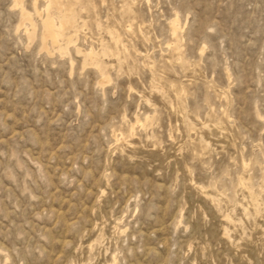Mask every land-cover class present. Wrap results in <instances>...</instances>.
<instances>
[{
	"label": "rangeland",
	"instance_id": "1",
	"mask_svg": "<svg viewBox=\"0 0 264 264\" xmlns=\"http://www.w3.org/2000/svg\"><path fill=\"white\" fill-rule=\"evenodd\" d=\"M48 1L0 0V264H264V0Z\"/></svg>",
	"mask_w": 264,
	"mask_h": 264
},
{
	"label": "bare ground",
	"instance_id": "2",
	"mask_svg": "<svg viewBox=\"0 0 264 264\" xmlns=\"http://www.w3.org/2000/svg\"><path fill=\"white\" fill-rule=\"evenodd\" d=\"M20 1V0H19ZM49 1H51V0H49ZM48 1V2H49ZM18 3V2H17ZM50 3V2H49ZM35 4V3H34ZM17 5V4H16ZM49 6H50V4L47 6V8H45L46 10H48L49 9ZM52 6V5H51ZM50 6V7H51ZM22 7V9H23V6H21ZM129 8V7H128ZM127 8V9H128ZM37 9V8H36ZM24 10V9H23ZM22 11V10H21ZM50 11V10H49ZM29 12V11H28ZM27 12V13H28ZM47 12V11H46ZM76 12V11H75ZM70 13V12H69ZM22 14V13H21ZM26 14V13H25ZM46 15H47V13H46ZM46 17V16H45ZM30 19H31V17H29ZM22 19V18H21ZM46 19V18H45ZM56 19V18H55ZM73 19V18H72ZM44 20V19H43ZM66 20H67V18H66ZM175 20H177V19H175ZM45 21V20H44ZM60 22V21H59ZM68 22H69V20H68ZM72 22V21H71ZM174 22V21H173ZM173 22H171V23H173ZM45 23V26H46V30H47V36H45V37H47L48 39H50V41H52L54 44L55 43H58L59 44V42H60V40L62 41V39H61V37H63L62 35H63V33H62V31H63V29H64V27H65V23L64 22H60V23H57L54 19H51V18H47L46 19V21L44 22ZM43 23V24H44ZM170 23V24H171ZM176 22H174V24H175ZM34 24V23H33ZM173 24V25H174ZM30 25V24H29ZM72 26V25H71ZM176 26V25H175ZM178 27V26H177ZM176 27V28H177ZM173 28V27H172ZM176 28H175V30H176ZM33 30V29H32ZM76 30H77V28H76ZM78 31V30H77ZM174 31V30H173ZM178 31V30H177ZM66 32V31H65ZM113 32H115V31H113ZM175 33V32H174ZM35 34V33H34ZM115 35H116V33H114ZM45 35V34H44ZM72 35V34H71ZM70 35V36H71ZM174 35V34H173ZM76 36V35H75ZM177 36V35H176ZM68 37V36H67ZM46 38V39H47ZM66 38V37H65ZM117 38V37H116ZM119 39V38H118ZM177 39V38H176ZM117 40V39H116ZM67 41V40H66ZM120 41V40H119ZM118 41V42H119ZM49 42V41H48ZM68 42V41H67ZM65 43V42H64ZM66 44H68V43H66ZM71 44V43H70ZM118 44V43H117ZM52 45V44H51ZM69 45V44H68ZM173 45V44H172ZM70 46V45H69ZM173 47H174V45H173ZM173 47H171V48H173ZM179 47V46H178ZM69 48V47H68ZM180 48V47H179ZM179 48H178V50H179ZM59 49H61V51H62V47L61 48H59ZM66 49H67V47H66ZM64 50V49H63ZM90 51L92 52L93 50L92 49H90ZM63 52V51H62ZM88 57V56H87ZM86 57V58H87ZM102 74V73H101ZM110 79H109V77H107V76H105L104 74H102L101 75V83H105V82H108ZM137 120H138V117L136 118ZM147 120V119H146ZM138 121H141V120H138ZM142 122V121H141ZM139 123V122H138ZM132 125L134 124V123H131ZM136 125V124H135ZM143 125V124H142ZM144 126V125H143ZM133 127V126H132ZM134 128H135V126H134ZM131 130V129H130ZM123 139V138H122ZM203 191V190H202Z\"/></svg>",
	"mask_w": 264,
	"mask_h": 264
}]
</instances>
